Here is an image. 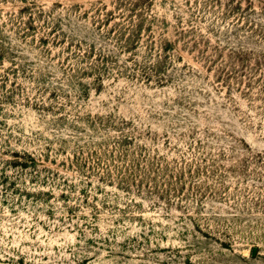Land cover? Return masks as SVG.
<instances>
[{
  "label": "rangeland",
  "instance_id": "rangeland-1",
  "mask_svg": "<svg viewBox=\"0 0 264 264\" xmlns=\"http://www.w3.org/2000/svg\"><path fill=\"white\" fill-rule=\"evenodd\" d=\"M0 264H264V0H0Z\"/></svg>",
  "mask_w": 264,
  "mask_h": 264
}]
</instances>
